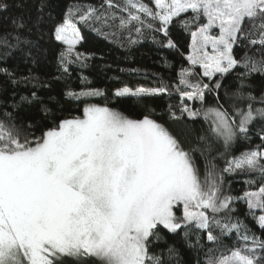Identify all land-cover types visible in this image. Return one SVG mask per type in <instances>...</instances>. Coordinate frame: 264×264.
Masks as SVG:
<instances>
[{"label":"snow or ice","instance_id":"snow-or-ice-1","mask_svg":"<svg viewBox=\"0 0 264 264\" xmlns=\"http://www.w3.org/2000/svg\"><path fill=\"white\" fill-rule=\"evenodd\" d=\"M58 7L0 0V264H264V0ZM78 25L186 63L174 81L152 73L155 86L112 91L133 118L89 86ZM174 28L190 37L187 53ZM53 44L55 72L42 74ZM96 97L105 103L87 102ZM72 101L79 115L65 114ZM234 175L248 177L242 195L231 194Z\"/></svg>","mask_w":264,"mask_h":264},{"label":"trees","instance_id":"trees-1","mask_svg":"<svg viewBox=\"0 0 264 264\" xmlns=\"http://www.w3.org/2000/svg\"><path fill=\"white\" fill-rule=\"evenodd\" d=\"M76 2V0H54V3L59 5L57 8L58 13H62L63 10L69 5ZM83 2H89L98 4L100 0H83ZM145 2H150V0H145ZM7 15V13H5ZM83 36L82 41L76 46V51L84 53L85 55H90L92 58L88 61V69L83 73L91 81L90 87L106 89L109 96V106L123 111L126 115L132 116L133 118H138L136 112L138 109L134 108L130 103H117L111 99V93L115 88L121 87L123 83H129L131 85L144 84L146 86H155L154 77L152 73H158L164 77L166 81L175 80L176 71L179 69L183 61L176 50L165 49L159 51L156 45H153L150 40L141 41L140 44L134 46L132 49L121 48L118 44L111 43L105 40L103 37L98 36L96 33L92 32L88 27L84 25H78ZM173 39L177 40L180 51L187 53V45L190 40L186 34L178 32L175 28L172 30ZM61 45L53 44L50 45L49 61L50 66L41 69V73H54L55 72V54L61 49ZM127 57V58H126ZM162 58H166L168 61V66L163 65ZM104 66H110L107 70ZM76 67V66H74ZM120 69L125 70H137L136 73H131L129 71L121 72ZM81 73L79 71H72L71 78L67 81V86L73 89H79L81 81L79 76ZM57 89H63L65 87L64 83L55 86ZM178 97H173L172 101L175 103ZM87 102L104 104L105 100L99 97L93 98ZM156 111H160V107L157 104H153ZM83 108V103L77 104V102L72 101L65 105L66 112L71 110L72 115H79L78 110ZM260 140L258 138H253L251 144L248 142H243L240 145L235 146V153L246 150L251 146L259 144ZM217 163L222 166L223 161H217ZM248 177L244 175H234L229 177L231 180L230 189L232 195H242L246 190V186L243 183ZM226 188L229 185L226 183ZM240 211L237 215L243 217L246 212V205L240 204ZM246 223L251 227L253 222L248 219Z\"/></svg>","mask_w":264,"mask_h":264}]
</instances>
